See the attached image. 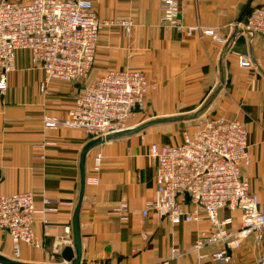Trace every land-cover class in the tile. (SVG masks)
Segmentation results:
<instances>
[{
  "label": "crops",
  "instance_id": "crops-1",
  "mask_svg": "<svg viewBox=\"0 0 264 264\" xmlns=\"http://www.w3.org/2000/svg\"><path fill=\"white\" fill-rule=\"evenodd\" d=\"M90 1L98 18L129 19L133 25L129 34L116 26L100 30L88 79L111 69L145 72L150 83L145 111L133 116L131 126L154 117L190 114L203 105L200 116L244 122L251 158L242 166L241 175L258 195V208L264 213V38L245 34L241 24H236L264 0H177L184 24L213 28L226 40L224 44L209 35L187 36L164 26L159 0ZM236 52L248 53L254 66L239 67ZM42 78L29 51L18 50L15 67L6 74V89L0 92V194L31 191L36 207H42L44 198L68 203L44 213L56 220V228L47 234L41 215L35 216L33 230L40 247L20 246V260L60 263V251L72 246L80 152L92 137L80 129L43 127L44 116H66L79 82L53 80L43 93L39 86ZM172 124L151 125L111 138L86 154V177L93 174V156L99 153L102 158L95 174L98 182L85 183L80 208L81 264H223L198 261L192 250L199 232L210 228L204 214L199 223L177 225L155 212L146 217L140 214L144 203L156 198V160L149 155L150 144L182 140L181 131ZM122 198L128 205L125 219L114 211ZM183 209L191 210V203L184 204ZM218 217H231L229 230L239 226V211L224 208ZM66 225L70 226L68 235L63 230ZM58 237L65 238L61 246L56 245ZM259 245L264 248V236ZM259 245L248 237L233 250L230 263H253ZM172 247L179 250L175 256H171ZM0 254L12 258L9 237L2 230Z\"/></svg>",
  "mask_w": 264,
  "mask_h": 264
},
{
  "label": "built area",
  "instance_id": "built-area-1",
  "mask_svg": "<svg viewBox=\"0 0 264 264\" xmlns=\"http://www.w3.org/2000/svg\"><path fill=\"white\" fill-rule=\"evenodd\" d=\"M159 9L161 22L168 28L187 36L209 35L220 44L226 41L213 28L184 24L177 0H159ZM236 24H241L243 33L264 38V2ZM132 25L129 19L98 18L90 0H0V92L6 89V74L15 67L17 51L25 49L43 73L39 83L43 93L53 80L80 83L73 106L64 118L43 117L45 129H80L94 138L130 127L133 116L146 106L150 83L145 72L123 68L108 70L94 79L88 76L100 30L116 26L129 34ZM235 54L239 67L254 66L248 53ZM181 137L179 143L150 144L149 155L156 160V198L147 200L140 214L146 217L155 212L172 225L199 223L204 214L210 228L199 232L192 250L198 261L230 263L233 250L245 239L252 237L259 245L264 236V213L258 208V195L241 175L242 166L251 158L246 124L238 119L206 116L183 130ZM101 158L99 153L93 156V174L85 177L86 184H97L95 174ZM42 203V207L35 206L31 191L0 194V230L9 237L14 259H19L21 244L40 247L33 230L35 216L41 215L42 229L47 234L56 228V220L44 213L68 204L50 198H44ZM186 203H191V210L183 209ZM127 208L122 198L114 211L125 219ZM224 208L240 212L238 228H227L231 217L219 219L218 212ZM63 230L68 235L70 226ZM64 240L58 237L56 245L61 246ZM178 253L177 247L171 248V256ZM256 264H264L263 255H258Z\"/></svg>",
  "mask_w": 264,
  "mask_h": 264
},
{
  "label": "water",
  "instance_id": "water-1",
  "mask_svg": "<svg viewBox=\"0 0 264 264\" xmlns=\"http://www.w3.org/2000/svg\"><path fill=\"white\" fill-rule=\"evenodd\" d=\"M204 108L205 105H203L200 109L190 114H176V115H170L164 117H154L146 121H143L142 123H139L137 125H133L123 130L108 134L104 137H94L89 141H87L83 146L79 156V189L71 219L72 246L64 247L60 251V257L62 258L63 262L37 263V262L23 261L20 259H14L0 254V264H81L82 245H81V237H80L79 215H80V208H81L84 189H85V177H86L85 159L88 151L94 146L106 140L132 134L151 125L162 124V123H178V122H186V121L194 120L200 116Z\"/></svg>",
  "mask_w": 264,
  "mask_h": 264
},
{
  "label": "rangeland",
  "instance_id": "rangeland-1",
  "mask_svg": "<svg viewBox=\"0 0 264 264\" xmlns=\"http://www.w3.org/2000/svg\"><path fill=\"white\" fill-rule=\"evenodd\" d=\"M16 1H18V0H16ZM22 1L25 2L26 0H22ZM144 111H145V109L143 111H140L139 114H143ZM204 117H206L205 114L200 116V117H198V118H196V119H194V120H190V121H186V122H178V123H174L172 125L174 126L175 129H177V131H179V132L181 131L182 132L185 129L191 128L195 123H197L199 121V119H201V118L203 119ZM257 248H258V254L255 256V259L253 260V263H251V264H256V259H257L258 255L261 254V255L264 256L263 245H259V246H257ZM229 264H231V263H229Z\"/></svg>",
  "mask_w": 264,
  "mask_h": 264
}]
</instances>
